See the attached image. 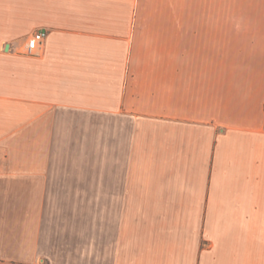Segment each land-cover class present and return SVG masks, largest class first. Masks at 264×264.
<instances>
[{
  "label": "crops",
  "instance_id": "crops-1",
  "mask_svg": "<svg viewBox=\"0 0 264 264\" xmlns=\"http://www.w3.org/2000/svg\"><path fill=\"white\" fill-rule=\"evenodd\" d=\"M0 264H264V0H0Z\"/></svg>",
  "mask_w": 264,
  "mask_h": 264
},
{
  "label": "built area",
  "instance_id": "built-area-1",
  "mask_svg": "<svg viewBox=\"0 0 264 264\" xmlns=\"http://www.w3.org/2000/svg\"><path fill=\"white\" fill-rule=\"evenodd\" d=\"M46 37L45 32H35L26 41L24 54L37 56L42 49Z\"/></svg>",
  "mask_w": 264,
  "mask_h": 264
}]
</instances>
